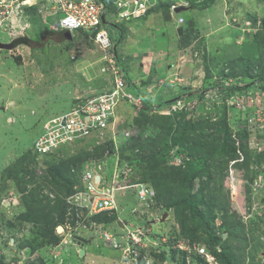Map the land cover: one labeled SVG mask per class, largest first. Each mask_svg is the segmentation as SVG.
Listing matches in <instances>:
<instances>
[{"label":"rangeland","instance_id":"1","mask_svg":"<svg viewBox=\"0 0 264 264\" xmlns=\"http://www.w3.org/2000/svg\"><path fill=\"white\" fill-rule=\"evenodd\" d=\"M193 1L194 4L202 5L199 8L202 10L206 7L205 3L211 0ZM38 2L39 6L34 9L33 6H25L5 21L1 18L0 22L2 43H11L17 38H29L35 42L43 39L44 42V46L38 49H31L25 44L14 50L0 49V264H131L123 251L115 248V244L117 242L126 246L129 233H136L138 229L141 232L137 231L136 237L144 244L151 242L150 247L157 248L158 253L164 249L169 253L168 243L180 230L174 210H167L155 192L153 199L146 195L143 201L134 189L127 187L133 181L140 182L145 173L143 169L149 166V157L138 158L134 153L152 151L155 145L166 150L169 160L165 167L186 169L188 163L194 165L195 160L198 167L208 164L214 177L211 183L213 203L228 201L224 211L214 210L218 235L222 234L219 228L225 224L230 225L229 228L238 224L248 236L251 230L254 231V242L259 239L263 248L258 251L253 264L263 263L264 162L257 164L253 159L249 168L248 165L244 167V163L240 162L243 156L239 133L246 130L250 132L245 144L254 158L264 153V95L241 96L232 90H223L222 85L231 87L242 83L244 73L238 70L239 77H229L224 82L220 72L223 65L241 59L254 62L261 59L264 65V0H218L215 6L225 7L229 17L226 21L228 26L220 25L224 9L219 8L215 12V20L219 18L217 23L219 27L222 26L221 31L208 28L206 32V27H203L207 34L206 42L197 32V22L186 21L185 32H194L195 35L188 34L187 39L179 37L178 40L175 35L176 40L172 42V47L178 44L179 48L188 47L187 53L191 56H183V61L180 59L183 50L177 55L178 50L176 54L167 51V45L161 48L162 54L156 60L155 68L163 76H168L170 69L167 63L172 60V68H177L174 74L181 81L177 80L171 89L185 87L191 91L205 90L199 110L195 107L200 100L190 99L184 102L186 105L183 104L180 110L168 114L156 110L149 113V120H140V123L135 120L139 116L131 109L128 111L127 107L126 112L118 111L115 114L116 121L110 123L111 129H93L84 137L68 140L49 153L46 160L43 155L47 154L40 153L36 148L37 142L45 140V125L71 115L74 110L85 109L87 101L110 93L114 76L104 53L95 45L93 48L89 44L86 47L87 40L81 32L73 34L75 40L72 45V41L61 42L57 34L49 30L48 27L56 24L60 16L49 14L44 19L41 16L47 10H52L58 0L52 4V0ZM159 15L162 16V13ZM185 15L188 18L195 16L193 11ZM107 19L104 30L114 40L130 24L115 19L111 13ZM157 24L154 31L147 23L146 27L136 30L132 38L143 37L142 45L136 41L131 46L130 58L125 61L121 57L117 59L119 67L128 71L130 85H135V79L142 76L138 56L143 47L159 46L160 41L167 42L160 27L164 25L162 18H158ZM239 31L240 34L237 33ZM9 32L14 33V36ZM254 37L259 40V44ZM205 55L212 74L210 79H206ZM169 81H166L167 86ZM164 91L171 92L165 87L161 90V96ZM162 99L158 97L149 103H159ZM196 138L200 142V150L195 148ZM229 146L239 154V160L229 161L225 158L230 151ZM32 152L40 157L38 160L35 157L37 168H33ZM46 161L53 166L54 171L63 169L65 173L72 172L76 183L62 188L46 183ZM29 171L34 172L29 173L32 179L28 175ZM87 171H92L96 178L102 177V181L96 185L98 188L113 182L115 175L120 176V186L124 189L115 192L118 208L114 212L118 214V221L125 225V230L116 221H104L105 215H89L81 202L73 200L72 197L77 199L76 195L86 189L82 175ZM248 175L254 177L249 193L246 186ZM25 177L32 184L24 182ZM144 185V188L152 189L151 183ZM200 185L201 181L198 180L195 183L196 192ZM59 199L64 205L60 204ZM52 208L54 212L51 214ZM63 211L65 224L61 223ZM165 214L168 217L163 219ZM45 228L49 230L45 231ZM54 229L59 238L57 245L56 242L50 244L51 233H56ZM225 233L228 237V233ZM181 239L173 246L189 251ZM252 242L247 248L245 264H252L249 257L254 245ZM233 246L235 252L240 254L241 247L237 243ZM201 248L209 255L208 263L217 264L205 246H197L198 250ZM80 249L85 250L86 256L79 257ZM149 257L151 264H155L156 260V264L172 263Z\"/></svg>","mask_w":264,"mask_h":264},{"label":"trees","instance_id":"2","mask_svg":"<svg viewBox=\"0 0 264 264\" xmlns=\"http://www.w3.org/2000/svg\"><path fill=\"white\" fill-rule=\"evenodd\" d=\"M105 4L107 5L108 9H110L112 12H114V8L112 7V1L111 0H103ZM191 4L193 5L195 1L190 0ZM217 1L211 0L205 3V8H211L213 7ZM193 8H201L199 6H194ZM156 11L159 9V11L162 12V19L164 21H168V18H170V3H163L160 4L158 7L154 8ZM203 10V9H202ZM189 35H195L194 32L186 33L181 37V39H187ZM46 36V33L45 35ZM58 38L62 37V41H66L68 39L69 34L67 32H61L57 34ZM254 40L258 42L259 40L254 37ZM14 45L19 46L21 44H25L29 46L31 49H38L42 46H44L43 41L35 42L32 41L29 38H19L14 40ZM90 45V43L87 40V43L85 45ZM186 45V44H185ZM184 45V46H185ZM205 62V71H206V79H210L212 77L211 71L209 70L208 65V59L205 55L203 57ZM119 66V65H118ZM120 68V74L124 79L128 78V71L122 66ZM238 70H241L243 74V82L239 83L238 85H234L231 87H225V85H222L221 88L223 90L227 91H233L239 93V95L246 96L247 94H250L251 96H254L255 94H263L264 95V65H262V61L256 60L251 61L248 59H241L238 62L223 65L221 67L220 76L223 79L229 78V77H239ZM139 98H142L143 101V108L139 112V117L136 120V122H140V120H144L145 122L150 119L149 113H154L155 110H162L164 108L170 107L171 104L177 102L181 99H196L198 98L200 101L196 105L195 109L199 110L201 108V100L205 96V90L200 89L198 91H191L185 92L178 96L176 99L172 100L169 103H165L164 105H156L153 106L149 103V101H152L151 98L148 100L147 95L145 94H138ZM167 105V106H165ZM124 106V105H123ZM165 106V107H164ZM156 109H155V108ZM126 108V106H125ZM215 130H213V136L215 135ZM250 132L248 130L240 132L239 138L241 142V149H242V156L243 159L240 161L241 163H244V167L249 168V163H252V160L255 159V162L258 164V162L262 163L264 162V153L260 155H256L255 158L253 155H251L248 145L245 144L246 140L249 137ZM212 136V137H213ZM215 143L217 138L214 139ZM221 140V139H220ZM231 142V140H230ZM229 142V143H230ZM233 142V141H232ZM195 148H200V142L196 138L194 140ZM221 146V145H220ZM231 146V145H230ZM229 146V149H230ZM222 151H224L223 147L221 146ZM148 150V149H145ZM200 150V149H199ZM31 155L34 163L33 168H37L38 164H36V159L40 158L37 154L32 152ZM149 153V154H147ZM166 150L157 148L155 145V148L152 151H139L138 153H134L138 158L139 157H149L148 159V167H145L143 169L145 171L143 179L139 182H131L130 184H147L150 185L154 189L157 198L163 202L167 210H174L176 220L179 224L180 230L179 232L173 237L171 241L168 243V247L170 249L169 253L166 249L160 250L159 253L157 252V248L151 246L148 250H144V254H146L148 251V254L156 260V258H160L161 261L163 260H169L172 263L171 264H209L207 261V258L204 255L199 254V252L196 250L197 246L203 245L208 250L209 254L214 257L217 264H245V259L247 258V248L250 246V242L254 244L252 246V249L249 253V257L252 259V264L256 260V255L258 251L262 250L263 246L262 243L259 241V239L256 240L255 235L253 234L254 231H250V235L248 236L244 230H241L238 224L231 225H222L219 230L222 232L221 235H218L217 227H215V220H216V214L214 213L215 209L220 210L221 212L225 210V208L228 207V201L226 203L222 204H214L213 203V197H212V190H211V183L214 179L212 172L210 171V168L208 167L207 163L200 164V167H198L196 164L192 165V162L188 163L187 168L183 169L181 167H165L166 161L169 160V158L166 156L167 154ZM30 154V153H29ZM34 156V157H33ZM44 160H46L50 154L43 155ZM238 157V158H237ZM31 158V157H30ZM31 158V160H32ZM225 158L229 159V161H237L239 160V154L235 150H231L227 152ZM47 162V161H46ZM238 164V162H236ZM240 164V163H239ZM47 166H44V178L47 179L46 183H53L58 188L66 187L67 184H74L76 183V179L74 174L72 172L65 173L63 169H59L58 171L53 170V166H51L48 162L46 163ZM241 166V165H240ZM40 167V166H39ZM43 168V166H42ZM47 168V170H46ZM29 173H34L33 171H29ZM78 174L77 176H79ZM74 176V177H72ZM29 177H31L29 175ZM25 177L24 182H30L32 184V181L30 179H27ZM208 179L207 182H205V179ZM24 179V178H22ZM21 179V180H22ZM32 179V177H31ZM201 181V185L199 187L198 192L195 191V183L197 181ZM81 181V179H80ZM148 181V182H147ZM246 186H247V192L249 193V187L254 182V177H249V175L246 177ZM149 183V184H148ZM135 190V189H134ZM136 191V194H138V191ZM155 195V196H156ZM250 198V197H249ZM156 199V198H155ZM60 204H63L64 202L60 200ZM64 205V204H63ZM54 208L51 209V214L54 212ZM116 212V211H115ZM109 213L104 212L100 213V215L96 216H104V221L107 222H118V214L117 213ZM65 214V211H63V216L61 217V223L65 224V219H63ZM25 217H28L25 216ZM196 220H199L201 223H197ZM51 225V224H50ZM229 228V229H228ZM243 229V228H242ZM49 230V228H45V231ZM56 233H51L50 237V244L53 242H56L57 245L59 242L57 230L54 229ZM49 232V231H48ZM228 233V237L224 238V233ZM56 234V235H54ZM179 237V238H178ZM182 238V239H181ZM163 238H161L162 240ZM178 239H181L182 243L184 245L188 246L191 251L186 252L183 249H176L174 244L177 243V241H180ZM237 243L241 249V253L237 254L235 252L234 244ZM79 255V254H78ZM239 255V256H238ZM143 261V258L141 259ZM251 261V260H250ZM157 262V260H156ZM156 262H154L156 264ZM143 264V263H142ZM259 264H264L259 263Z\"/></svg>","mask_w":264,"mask_h":264},{"label":"built area","instance_id":"3","mask_svg":"<svg viewBox=\"0 0 264 264\" xmlns=\"http://www.w3.org/2000/svg\"><path fill=\"white\" fill-rule=\"evenodd\" d=\"M28 1H32L31 4L40 2V0H0V22L1 18L5 21L15 12L22 11ZM111 1L114 12L108 9L103 0H58V3H55L52 10H50L51 15L59 14L60 16L59 21L51 26L52 30L71 33L82 32L104 53L105 60H109L110 71L114 77L110 93L87 101L85 109L74 110L71 115L60 117L45 125L47 131L44 136L45 140L41 139V141L36 143V148L40 153L49 154L59 148L60 145L68 142V140L79 139L90 134V130L111 129L110 123L116 120L115 117L117 116L115 114L118 113L119 108L123 105H135L138 109L142 106L141 99L130 91L127 82L120 76V68L113 51V44L111 38L104 30V25H106L107 16L110 13L113 14L114 18L122 22L133 17L137 20L147 16L151 10L164 0ZM53 2L54 0H52L51 4ZM177 6H180V4L173 5L172 10L174 11ZM180 22H183V19H180ZM185 101L178 100L171 107L170 111L180 110ZM128 135L129 133L126 134V136ZM119 178L120 176L115 175L113 182H107L104 187L98 188L96 185L102 181V177L97 181L93 172L87 171L82 175V183L86 185V189L76 195L77 199L72 198L75 202H81L89 215L104 212L113 213L118 208L116 202L118 198L115 192H118L119 189H124V187L121 188L122 186H120L122 180ZM125 180L127 179L125 178ZM92 181L93 183L91 184ZM138 186L132 185L128 187ZM139 194L141 198H145L146 195L152 193L142 188ZM137 231L138 233L141 232L139 229ZM137 231L136 233H129L126 246H122L116 242L115 248H120L126 260L129 259L128 261L131 264H151L148 254H144V250L148 244H144L139 237H136ZM199 252L206 254L204 249H200ZM142 258L143 261L141 260Z\"/></svg>","mask_w":264,"mask_h":264},{"label":"crops","instance_id":"4","mask_svg":"<svg viewBox=\"0 0 264 264\" xmlns=\"http://www.w3.org/2000/svg\"><path fill=\"white\" fill-rule=\"evenodd\" d=\"M216 1L218 3V0H216ZM215 5L211 8H208V9L203 8L204 10H200L198 8H193L194 6H192V7H190V9H187L178 15L176 14L175 16H172V14H170V18H168V21H164L162 19V24H164V25H160V27L162 26V28H163V32H162L163 37H164V40L167 39V42L164 43L163 41H160L159 46L147 45V46L143 47V51L141 52L140 56H138V57H140V59H139L140 63L138 64V66L141 67L142 76H139L135 79V85H134V83H131V85H130V82L128 79L129 89H130V91L133 90V91H131L132 93H135L136 95H138V94L148 95L149 96L148 98L149 99L151 98V100H153L155 98L158 99V97H161V98H163L161 100V102L152 104L153 106H156V105L161 106V105H164L165 103L167 104V103L171 102L172 100L176 99L181 94H183L185 92H189V89H185V87H178V88L175 87L174 89H171V87L174 86L173 84L177 80L181 81V79L176 78L178 75L174 74V72L176 71L177 68H175V67L172 68L173 67L172 66L173 65L172 60L167 63L168 68L170 69L167 72L168 76L167 75L163 76L164 74H161L158 72V70L155 68V66L157 64L155 62L158 59L159 55L162 54L161 48L165 45L168 46L167 51L170 50L172 53L176 54V51L178 50L177 55H179V52H182V50H183L184 54L180 55L181 57L179 56L182 61L185 60L184 57H187V56L190 57L191 56L190 54L187 53L188 47L179 48L178 47L179 44L176 45L175 47H172V42L173 41L175 42V40H176L175 35L177 36V40H178L179 37H182L185 34V26H186L185 22L188 20H194L195 22H197L196 24L199 25V30H197V32H198V34L200 33V35H201L200 37L202 39H205L206 38L205 36L207 34L205 35V33H204L205 29L203 27H206V32L208 31V28H211V29L215 28V31H219L221 29L222 26L219 27V25L217 23V22H219V18H218V20H215V17H216L215 12L218 11L219 8H221L222 10L224 9V11H222V16H221L222 18H221L219 23H220V25L228 26V24H226V21L229 20L228 19L229 17H227V12L225 11V7H222V6L217 7ZM196 6L202 7V5H198V4ZM188 11H190V12L193 11V15H195V16L193 18L189 17L190 18L189 19L185 15V13H187ZM162 17L163 16L156 14V15H151L148 18L142 19L140 22H135V20L130 21L129 27L126 26L125 31L122 29L121 30L122 33L120 35H116L115 40L113 39V44L115 46L114 53H115L116 58L119 59L121 57V59L123 58L124 61L127 60L128 58H130L129 53H130V51H132L131 46L136 44V43H138V45H142V40H143V37L132 38L133 33L136 30L139 31L140 29H142V27L143 28L146 27V23L148 24V27L152 31H154L155 27L158 25L157 24L158 18H162ZM179 18H184V21H185L184 24H180L178 22ZM223 19L225 20V22L222 21ZM165 22H167V23H165ZM238 26H240V25H238ZM179 27L183 28L182 34L179 33ZM146 31L150 32V30H146ZM143 32H145V31H143ZM237 33L240 34V31ZM59 38H60L61 42L64 43V41H62V37H59ZM136 41H138V42H136ZM65 42L69 43L68 40ZM204 42H206V39ZM85 46L87 47V45H85ZM72 48H73V46H72ZM203 62H204V60H203ZM136 63H137V61H136ZM166 81L170 82V84L168 86L166 85ZM156 83H159L160 85L156 86ZM165 87H168V89H170L171 92L170 91H164L163 95L161 96L160 95L161 90ZM177 89H179L178 92H176ZM192 91H194V90H192ZM165 106H167V105H165ZM130 109L131 108L128 107V111Z\"/></svg>","mask_w":264,"mask_h":264},{"label":"clouds","instance_id":"5","mask_svg":"<svg viewBox=\"0 0 264 264\" xmlns=\"http://www.w3.org/2000/svg\"><path fill=\"white\" fill-rule=\"evenodd\" d=\"M170 3V13L172 12V16H175L176 14L178 15V14H180V13H182V12H184L185 10H187V9H190V7H191V1L189 2V0H164V1H162L160 4H163V3ZM175 4H180V6H177V8L173 11L172 10V6L173 5H175ZM29 7V6H28ZM33 8V7H32ZM179 8H182V9H184L182 12H180V13H177L176 11L179 9ZM172 10V11H171ZM51 12L49 11V10H47L42 16H41V19H44V18H46V17H48V15L50 14ZM160 13H162L161 11H159V9L156 11L155 9H153V10H151L150 11V13L147 15V16H145V17H143V18H141V19H137V20H135V21H141L142 19H145V18H148L149 16H151V15H156V14H160ZM116 19V18H115ZM180 19H183V22H180ZM107 22H108V20H107ZM113 22V21H112ZM123 22H127V21H123ZM178 22L180 23V24H184V18H179L178 19ZM107 24V23H106ZM49 28V30L50 29H52L51 27H48ZM182 27H179V29H181ZM183 29V28H182ZM50 31H53V33H55V34H58V33H61V32H64V31H54V30H50ZM67 32V31H66ZM68 33H70V35L72 36V38H73V40H72V42L71 43H73L74 42V36H73V34L74 33H71V32H68ZM82 33V32H81ZM9 34H11L12 36H14V33H12V32H9ZM83 34V33H82ZM84 35V34H83ZM110 37V36H109ZM84 38L86 39V40H88V42L90 43V47L91 48H93V47H95V48H98L97 47V45L91 40V39H89V38H87L85 35H84ZM111 38V37H110ZM17 39H19V38H17ZM16 40V39H15ZM32 40V39H31ZM42 41V40H41ZM67 41V40H66ZM69 41V40H68ZM111 41H112V44H113V39L111 38ZM14 42V41H13ZM13 42H11L12 44H14ZM2 43V42H1ZM6 44H9V43H6ZM21 45H23V44H21ZM21 45H19V46H21ZM95 45V46H94ZM19 46H15V49H17ZM29 47V46H28ZM1 49V48H0ZM99 49V48H98ZM14 50V49H13ZM101 51V50H100ZM113 51H115V46H114V44H113ZM227 79L228 78H226V79H223V81L224 82H226L227 81ZM129 87V86H128ZM134 95L136 96V97H138L135 93H134ZM141 99V101H142V98H140ZM181 100H186V99H181ZM188 100H190V99H188ZM194 100V99H193ZM187 101V100H186ZM176 103V102H175ZM175 103H173V104H171L170 105V107L169 108H164V109H162V110H159V111H163V114H168V113H166V112H169L170 111V109H171V107L175 104ZM143 101H142V106H141V108L140 109H138V107H136L135 105H126V108L127 107H130L131 108V110H132V112L133 113H135V111L137 110L138 112H140V110L143 108ZM165 107V106H164ZM126 108H125V105L124 106H121L120 108H119V112L120 113H124V112H126ZM155 108V107H154ZM156 109V108H155ZM128 110V109H127ZM156 111V110H155ZM139 115V114H138ZM137 115V116H138ZM129 185L128 186H132V185H139L138 187H130V189H135V190H137L138 191V197H139V199H142L143 201L145 200L144 198H141V196H140V190L142 189V188H144V184H142V183H138V184H130V183H128ZM127 186V187H128ZM129 188V187H128ZM144 189H147V190H149L152 194H149L150 196H148L149 197V199H153V197H154V189L152 188V189H150V188H144ZM119 222V221H118ZM118 222H117V224H118ZM124 225V224H123ZM125 226V225H124ZM122 230H125V228L124 229H122ZM148 245H147V248L145 249V250H148L149 248H150V246H149V244H151V242H146ZM152 245V244H151ZM181 245V244H180ZM185 247L186 248H189L188 246H186L185 245ZM181 249V248H180ZM201 249H203V248H201ZM196 250L199 252V250L197 249V247H196ZM205 250V249H204ZM184 251H186V252H189L190 251V248H189V251H188V249H185ZM149 252V251H148ZM148 252H147V254H148ZM205 252H206V250H205ZM78 254H79V257H80V252H78ZM199 254H201L200 252H199ZM201 255H204L206 258H209V255L207 256V253L206 254H201ZM150 255L148 254V257H149ZM211 258H213L214 259V257L213 256H211ZM149 259H150V257H149Z\"/></svg>","mask_w":264,"mask_h":264},{"label":"water","instance_id":"6","mask_svg":"<svg viewBox=\"0 0 264 264\" xmlns=\"http://www.w3.org/2000/svg\"><path fill=\"white\" fill-rule=\"evenodd\" d=\"M183 10H184V9L179 8L176 12H177V13H180V12H182ZM103 19H104V18H103ZM182 31H183L182 28L179 29V33L182 34ZM67 33H68V32H67ZM68 34H69V36H68V39H67V40L72 41V40H73L72 36L70 35V33H68ZM0 48H1V49H7V50H13V49H15V45L12 44V43L5 44V43H1V42H0ZM96 179H97V181H99L100 177L97 176ZM167 217H168V214H165L164 217H163V219H166ZM163 221H164V220H163ZM118 225H119V227H121V229H124V228H125V226L122 224L121 221L118 222ZM59 230L61 231V228H60ZM226 237H227V234L225 233V234H224V238H226ZM79 252H80V257H83V256L85 255V250H84V249H80Z\"/></svg>","mask_w":264,"mask_h":264},{"label":"bare ground","instance_id":"7","mask_svg":"<svg viewBox=\"0 0 264 264\" xmlns=\"http://www.w3.org/2000/svg\"><path fill=\"white\" fill-rule=\"evenodd\" d=\"M203 1H205V0H203ZM32 3V1H28L27 3H26V6H29V7H32L33 6V9L36 7V6H39L37 3H35V4H31ZM168 3V2H167ZM160 5V4H159ZM159 5H157L156 7H158ZM195 5H197V4H193V5H191V7L192 6H195ZM155 7V8H156ZM172 11V10H171ZM115 13H117L116 11H115ZM170 14H172V12L170 13ZM56 15H59V14H56ZM134 20H136V18H131V19H129V20H127V23L128 22H130V21H134ZM121 76V75H120ZM121 78H123L122 76H121ZM124 79V78H123ZM126 82H127V85L129 86V83H128V80L127 79H124ZM167 113V112H166ZM139 114V112L137 111H135V115L137 116ZM116 121V120H115ZM114 121V122H115ZM62 230V229H61ZM150 246V245H149Z\"/></svg>","mask_w":264,"mask_h":264}]
</instances>
